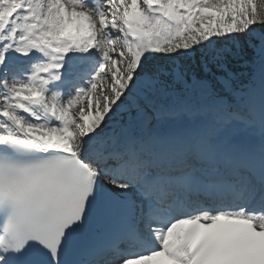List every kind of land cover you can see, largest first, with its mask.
<instances>
[{
	"label": "snow or ice",
	"instance_id": "obj_1",
	"mask_svg": "<svg viewBox=\"0 0 264 264\" xmlns=\"http://www.w3.org/2000/svg\"><path fill=\"white\" fill-rule=\"evenodd\" d=\"M0 264H264V0H0Z\"/></svg>",
	"mask_w": 264,
	"mask_h": 264
},
{
	"label": "trees",
	"instance_id": "obj_2",
	"mask_svg": "<svg viewBox=\"0 0 264 264\" xmlns=\"http://www.w3.org/2000/svg\"><path fill=\"white\" fill-rule=\"evenodd\" d=\"M234 67H235V71H237V72H243L244 71V69L240 66V64L238 62L234 65Z\"/></svg>",
	"mask_w": 264,
	"mask_h": 264
}]
</instances>
